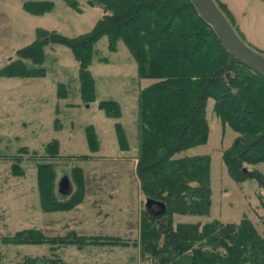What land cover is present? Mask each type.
<instances>
[{
  "label": "trees",
  "instance_id": "16d2710c",
  "mask_svg": "<svg viewBox=\"0 0 264 264\" xmlns=\"http://www.w3.org/2000/svg\"><path fill=\"white\" fill-rule=\"evenodd\" d=\"M54 1L27 0L24 9L31 15L42 16L53 9ZM64 1L82 12L79 0ZM86 1V6L103 12L90 33L68 38L39 30L37 39L20 50L17 59L0 71V76H44L45 46L64 45L79 63L82 98L94 101L95 86L89 67L96 43L107 36L110 51L116 52L117 43L122 41L137 64L138 76L154 81L141 90L139 97L137 176L146 201L165 205V213L161 215L156 214L159 210L156 205L151 208L145 205L139 239L133 244L140 248L141 259L149 264H264V237L249 219L239 224L217 220L174 224L175 215L202 217L210 213L209 158H175L177 153L207 142L210 127L206 109L210 99L214 100L216 116L238 134L224 154L229 175L238 183L254 180L264 191V175L251 169L264 163V77L224 49L190 0ZM215 2L243 39L244 34L226 15L229 12L225 13L224 6ZM27 62L32 65L27 67ZM60 90L59 96L67 97L64 85ZM99 107L108 117L121 116L116 102H101ZM116 127L119 145L127 150V136L120 124ZM87 139L91 151L98 150L93 128H87ZM23 150L28 151L20 149ZM46 152L50 158L58 157L59 143L48 144ZM21 160L17 156L11 165L15 177L25 175ZM70 180L71 194L59 200V195H63L58 191L55 165L38 164L37 187L42 210L66 212L84 201L86 177L82 168L72 167ZM20 244H46L53 253L68 245L79 249L91 245H130L121 238L79 236L73 232L49 237L37 229L0 236V245ZM46 257H24L18 264L59 262Z\"/></svg>",
  "mask_w": 264,
  "mask_h": 264
},
{
  "label": "rangeland",
  "instance_id": "374dc122",
  "mask_svg": "<svg viewBox=\"0 0 264 264\" xmlns=\"http://www.w3.org/2000/svg\"><path fill=\"white\" fill-rule=\"evenodd\" d=\"M25 1L0 0V71L37 39L39 30L74 38L90 33L103 16L100 8L86 6V0L77 2L82 12L64 0H55L50 12L34 16L25 11ZM215 1L224 6L225 13L229 12L226 15L244 34L243 41L264 56V2ZM116 48V52L110 51L107 36L96 43L89 67L95 86L94 101L82 98L79 63L64 45L45 46L44 76H0V236L37 229L49 237L73 232L79 236L121 238L130 245H91L83 249L68 245L55 253L46 244L0 245V264H18L24 257L45 256L59 260L57 264L148 263L133 244L138 242L146 211V198L137 176L139 97L141 90L154 81L138 76L137 64L122 41ZM61 85L65 86V98L59 96ZM110 101L119 104V118L108 117L100 109L101 102ZM213 108L214 100L210 99L206 109L210 127L207 142L175 155L209 158L210 213L202 217L175 215L174 224H206L215 220L239 224L249 219L264 237V191L254 180L238 183L229 175L224 154L238 134L222 123ZM117 124L127 136V150L119 145ZM87 128H93L99 142L94 152L89 147ZM53 141L59 143L56 158L48 157L46 152ZM21 148L28 151H20ZM17 156L22 157L23 177L11 173ZM40 163L55 165L58 191L61 179H70L72 167L82 168L86 177L84 201L66 212L42 210L37 187ZM251 169L264 175V163ZM66 197L59 195V200Z\"/></svg>",
  "mask_w": 264,
  "mask_h": 264
},
{
  "label": "water",
  "instance_id": "95a60500",
  "mask_svg": "<svg viewBox=\"0 0 264 264\" xmlns=\"http://www.w3.org/2000/svg\"><path fill=\"white\" fill-rule=\"evenodd\" d=\"M202 20L213 29L219 42L239 62L264 77V56L247 45L233 28L224 13L217 6L215 0H190ZM72 183L68 177L61 179L59 193L67 196L72 192ZM147 208L156 205V214L165 213L163 203L146 201Z\"/></svg>",
  "mask_w": 264,
  "mask_h": 264
},
{
  "label": "flooded vegetation",
  "instance_id": "af4514ba",
  "mask_svg": "<svg viewBox=\"0 0 264 264\" xmlns=\"http://www.w3.org/2000/svg\"><path fill=\"white\" fill-rule=\"evenodd\" d=\"M73 190V189H72Z\"/></svg>",
  "mask_w": 264,
  "mask_h": 264
}]
</instances>
